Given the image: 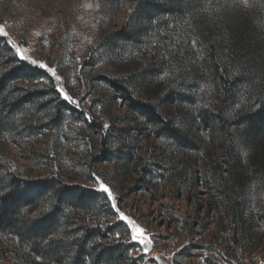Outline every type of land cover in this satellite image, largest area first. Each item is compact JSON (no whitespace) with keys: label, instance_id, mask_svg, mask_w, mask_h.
I'll return each instance as SVG.
<instances>
[{"label":"trees","instance_id":"16d2710c","mask_svg":"<svg viewBox=\"0 0 264 264\" xmlns=\"http://www.w3.org/2000/svg\"><path fill=\"white\" fill-rule=\"evenodd\" d=\"M125 1L132 9L126 25L109 32L82 65L107 61L124 68L101 77L112 101L121 99L130 113L124 126L111 121L106 127L96 117L97 107H110L104 96L93 100L90 112L63 100L54 79L15 56L0 37V136L17 145L31 135H59L70 115L99 139L92 165L130 168L138 131L168 144L172 154L206 165L216 157L227 173L218 179L226 187L232 232L239 245L252 242L264 235V0ZM2 151L0 264L127 261L130 248L113 244L126 225L100 223L115 217L105 192L69 185L60 171L26 177ZM101 199L107 206L98 208Z\"/></svg>","mask_w":264,"mask_h":264},{"label":"rangeland","instance_id":"374dc122","mask_svg":"<svg viewBox=\"0 0 264 264\" xmlns=\"http://www.w3.org/2000/svg\"><path fill=\"white\" fill-rule=\"evenodd\" d=\"M131 12L125 0H5L0 7V26L8 35L0 37L11 41L9 46L19 59L12 44L37 65L23 61L53 68L60 81L41 69L54 79L57 91L63 88L72 96L77 103L67 102L77 110L90 112L93 100L104 96L110 107H97L96 117L106 125L113 121L123 127L130 113L121 99L112 101L101 77L116 76L124 68L107 61L94 68L82 65L109 32L126 25ZM145 59L150 60V56ZM133 137L131 148L137 156L130 168L116 162L92 165L90 154H96L99 139L78 117L70 115L59 135H31L17 145L1 135L0 148L14 170L26 177L58 176L60 171L69 185L103 193L101 182L106 185L113 194L108 197L111 204L114 198L119 211L144 229L151 240L148 250L133 241L131 226L111 206L115 217L103 218L100 223L104 227L118 222L126 225L113 238V244L130 248L127 261L120 264H264L262 233L242 245L239 237L235 239L226 187L218 179L227 173L224 165L218 166L216 157L214 163L206 165L209 161L189 154H172L165 148L168 144L148 131H138ZM202 137L206 140L208 136ZM156 155L160 167L152 165L158 161ZM142 170L146 171L143 177ZM103 206L107 204L101 199L98 208ZM86 218L95 221L93 216Z\"/></svg>","mask_w":264,"mask_h":264},{"label":"snow or ice","instance_id":"6c2138e0","mask_svg":"<svg viewBox=\"0 0 264 264\" xmlns=\"http://www.w3.org/2000/svg\"><path fill=\"white\" fill-rule=\"evenodd\" d=\"M7 32L5 31L4 27L3 26H0V36H7ZM9 43H11V41H9ZM12 47L16 48V51L17 53L20 55V59L22 60H28L31 64L33 65H37V61L36 60H31L28 56H25L22 54V50L17 47L15 44H12ZM39 67L41 68H45L47 70V72H49L54 78L56 81H60L61 80V77L56 75V72L53 68H50V67H47V65H44V64H39L38 65ZM58 91L62 94L63 96V99H65L66 101L70 102V103H77L75 100H73L72 96L68 95L63 88H58ZM107 127V125H106ZM101 189L107 194L108 197H112L113 194L112 192L110 191V189L104 185L102 182H101ZM112 207L117 211L119 217L126 221L128 225L131 226V239L133 241H137L139 244L141 245H144L145 246V249H147V245L151 243V240L146 236L144 235V229L140 228L138 225H136V222L132 219H130L128 216L124 215V213L120 212L119 209L116 207V203H115V200L113 198V201H112ZM119 235V234H117Z\"/></svg>","mask_w":264,"mask_h":264}]
</instances>
